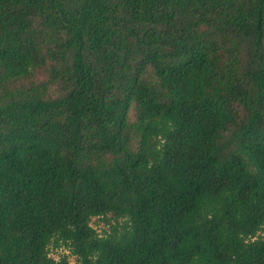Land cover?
<instances>
[{"label": "trees", "instance_id": "1", "mask_svg": "<svg viewBox=\"0 0 264 264\" xmlns=\"http://www.w3.org/2000/svg\"><path fill=\"white\" fill-rule=\"evenodd\" d=\"M0 264H264V0H0Z\"/></svg>", "mask_w": 264, "mask_h": 264}, {"label": "rangeland", "instance_id": "2", "mask_svg": "<svg viewBox=\"0 0 264 264\" xmlns=\"http://www.w3.org/2000/svg\"><path fill=\"white\" fill-rule=\"evenodd\" d=\"M92 225L99 231H101L103 229H107V226L105 227L104 222H97V218L93 219ZM62 255H69V251H66L65 248H60L57 250L53 249L51 251V256L56 258V259L60 258ZM70 260L73 262L74 258L71 256Z\"/></svg>", "mask_w": 264, "mask_h": 264}]
</instances>
